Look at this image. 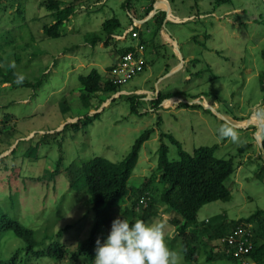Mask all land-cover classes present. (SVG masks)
Instances as JSON below:
<instances>
[{
  "label": "rangeland",
  "instance_id": "374dc122",
  "mask_svg": "<svg viewBox=\"0 0 264 264\" xmlns=\"http://www.w3.org/2000/svg\"><path fill=\"white\" fill-rule=\"evenodd\" d=\"M48 1L0 0V64L11 69L15 61L17 73L33 84L41 82L36 88L0 82V217L32 230L35 251L60 244L72 254L90 236L93 206L84 181L72 187L66 169L73 165L79 170L96 157L119 164L147 131L152 135L142 147L129 188L155 178L148 189L158 215L145 223L165 226L170 250L182 257V238L170 222L181 218L159 203L165 186L157 172L158 151L165 145L172 162L180 155L177 145L163 135L172 136L189 154L216 146L217 159L235 164L236 172L226 181L230 200L204 206L198 214L200 226L217 224L220 215L238 221L264 210V129L252 119L256 107L264 106L259 77L264 73V0H59L76 4L78 12L61 28L58 39L43 33V27L53 23L42 6ZM152 5L146 18L145 10ZM164 11L180 22L167 20ZM111 19L121 23L115 33L119 41L113 38L104 46L102 25ZM135 21L141 22L137 31L144 42V71L124 83L120 94H98L87 109L79 77L97 70L109 78L108 68L119 62L121 51L135 46L126 32ZM93 34L101 36L96 46L87 41ZM159 92L175 98L155 109L151 101ZM130 96L140 97L136 111L131 110ZM95 114L99 117L88 127L62 132L66 125ZM225 123L238 130L241 143L219 138L218 129ZM61 156V173L54 177ZM133 201L114 208L113 220H143L144 208L131 213ZM18 252L19 264H58L29 258L23 240L11 231L3 233L0 260ZM207 253L203 247L196 264H237L219 257L208 261ZM180 264L190 263L182 257Z\"/></svg>",
  "mask_w": 264,
  "mask_h": 264
},
{
  "label": "trees",
  "instance_id": "16d2710c",
  "mask_svg": "<svg viewBox=\"0 0 264 264\" xmlns=\"http://www.w3.org/2000/svg\"><path fill=\"white\" fill-rule=\"evenodd\" d=\"M230 1L219 0L218 2L227 3ZM42 6L50 13L53 19L52 24L43 27L45 37L60 38L61 28L78 12L76 4L49 0L43 3ZM152 7L153 5L145 10L146 18L153 11ZM165 15V13H162V22ZM120 28L121 23L117 19L107 20L103 23L102 32L106 36L104 46H109L113 38L119 41L115 38V33ZM139 35V45L144 46L140 32ZM87 37V41H90L93 46H96L101 40V36L97 34ZM131 52H136L135 46L123 49L120 57ZM115 66L116 64L109 67L108 72H111ZM16 73L15 69H7L0 64V82L2 84H12L13 87L24 88H36L41 84V82L33 84L25 79L23 84L17 85L15 83ZM259 77L261 90L264 93V73H261ZM79 83L82 91L86 93L81 99L87 109L90 108V100L98 94L117 95L123 86L114 84L109 78L104 79L97 70H92L87 76H80ZM174 98V94H162L159 92L156 99L151 102L154 104L153 108L157 109L165 101L173 100ZM139 99L140 97L138 96H130L132 111H136ZM64 112H66V109ZM98 117L99 114H95L91 118L87 116L83 120H78L75 124L66 125L62 132L67 131L69 127L78 132L80 129L91 125ZM2 124L4 123L1 121L0 137L3 134ZM151 135L152 132L147 131L140 136L128 156L119 164L96 157L88 163L82 164L79 170H76L73 165L66 169L71 171L70 183L72 187L78 184L79 181H84L85 191L95 212V221L89 238L79 243L72 254H68L65 247L60 244H55L45 250L35 251L37 246L35 233L23 226L18 220L10 219L5 215L0 217V236L8 231L13 232L16 237L26 243L28 257L32 259L49 258L56 260L58 264L63 262L65 264H94L96 240L99 238L101 244H103L107 239L106 231L113 222L112 212L114 208L118 205L119 207L125 205L128 200H134L131 213L136 212L137 207L144 208V222H148L158 215L155 202L148 189L150 188L148 187L149 184L151 186L154 183V177L145 180L144 184L137 189L129 188V181L139 162L142 147L150 140ZM166 136L177 145L180 160L177 162L170 161L166 146L161 145L158 151L157 172L160 175L159 181L165 187L160 192L159 203L164 204L168 208L167 211L176 212L181 218L180 220L172 218L170 222L176 227L179 237L182 238L181 255L185 262L196 264L197 258L204 247L208 252V261H213L216 257H219L218 259H227L241 264L240 260L238 261L231 257L227 251L226 253H216V250L219 251L222 248L219 243L220 240L233 230L242 225H252L254 248L246 258L248 263L250 261L255 264H264V210H258L250 217L238 221H228L224 215H220L216 218L215 221L218 223L215 225L211 221L201 226L198 224V214L204 206L218 201L227 202L230 200L231 191L226 186V181L236 172L234 162L232 160L217 159L215 156L216 146L199 148L189 154L183 150L180 143L172 136L163 135V137ZM33 150L31 148L28 153ZM35 150L38 152V147ZM240 152L243 151L240 150ZM262 153L264 155V138L262 141ZM63 160L61 156L53 173L54 177L61 173ZM156 190L159 193V189ZM142 200L146 206L140 203ZM212 244L213 249L211 248ZM19 255L20 252L13 255L9 260H0V264H19Z\"/></svg>",
  "mask_w": 264,
  "mask_h": 264
},
{
  "label": "clouds",
  "instance_id": "9594fccd",
  "mask_svg": "<svg viewBox=\"0 0 264 264\" xmlns=\"http://www.w3.org/2000/svg\"><path fill=\"white\" fill-rule=\"evenodd\" d=\"M9 67L14 69L15 61ZM15 75V83L23 84L25 76ZM252 119L264 129V106L256 107ZM218 132L221 140L241 143L238 130L230 124L221 125ZM164 228L163 224L149 225L140 219L130 224L125 218H116L103 244L99 238L96 240L94 264H180L182 257L167 246Z\"/></svg>",
  "mask_w": 264,
  "mask_h": 264
},
{
  "label": "built area",
  "instance_id": "2783aa9c",
  "mask_svg": "<svg viewBox=\"0 0 264 264\" xmlns=\"http://www.w3.org/2000/svg\"><path fill=\"white\" fill-rule=\"evenodd\" d=\"M138 26L139 24L135 23L129 30L126 31L127 35L130 34L133 41L136 43V52H131L123 57H120L115 68L109 72V80L114 84L123 85L144 71V60L142 55L145 48L144 46L139 45L140 35L137 31ZM140 203L146 206L143 200ZM252 228V225H242L233 230L226 237L222 238L219 242L222 247L220 249L222 253H226L227 251L231 257L237 259L238 261L240 260L241 264H248L246 257L254 248Z\"/></svg>",
  "mask_w": 264,
  "mask_h": 264
},
{
  "label": "crops",
  "instance_id": "0c3cea01",
  "mask_svg": "<svg viewBox=\"0 0 264 264\" xmlns=\"http://www.w3.org/2000/svg\"><path fill=\"white\" fill-rule=\"evenodd\" d=\"M165 6H167V4H165ZM165 13H167L166 11H164ZM170 15H171V19L169 18V14L167 13V20H169V21H173V22H180V20L178 19V18H175L173 15H172V13H171V11H170ZM135 23H137V24H141V22H138V21H135L134 22V24ZM140 92H143V93H147V94H151L150 92H146V91H138L137 93H140ZM122 93H125L126 94V92H122ZM118 94H120V93H118Z\"/></svg>",
  "mask_w": 264,
  "mask_h": 264
}]
</instances>
